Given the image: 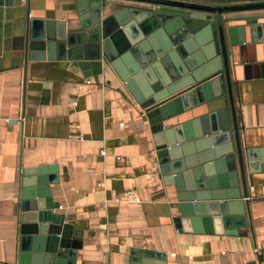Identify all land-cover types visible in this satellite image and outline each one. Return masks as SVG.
<instances>
[{
    "label": "crops",
    "instance_id": "0c3cea01",
    "mask_svg": "<svg viewBox=\"0 0 264 264\" xmlns=\"http://www.w3.org/2000/svg\"><path fill=\"white\" fill-rule=\"evenodd\" d=\"M4 1L0 264H20L19 204L23 187L35 188L38 176L47 185V221L67 222L69 238L80 244L76 264H131L132 248L164 252L165 264H264V60L241 61L233 81L246 224L203 217L176 224L173 195L156 170L147 117L134 98L122 95L124 81L108 67L99 73L95 64L81 67L56 46L25 53L15 35L24 31L25 0ZM85 4L33 0L31 8L42 16L52 10L56 23L78 37L86 32L82 21L90 17L81 9Z\"/></svg>",
    "mask_w": 264,
    "mask_h": 264
},
{
    "label": "water",
    "instance_id": "95a60500",
    "mask_svg": "<svg viewBox=\"0 0 264 264\" xmlns=\"http://www.w3.org/2000/svg\"><path fill=\"white\" fill-rule=\"evenodd\" d=\"M83 1L90 17L82 21L84 35L75 37L56 23L52 10L37 15L33 0H25L18 48L31 53L56 46L81 67L95 64L98 73L108 67L124 81L122 95L134 98L147 117L176 224L203 217L245 225L233 81L241 61L264 60V11L225 12L262 9L264 0ZM235 19L246 23L230 24ZM35 185L23 187L19 204V263L76 264L80 244L69 238L67 222L47 221L42 176ZM132 250L131 264H165L164 252Z\"/></svg>",
    "mask_w": 264,
    "mask_h": 264
},
{
    "label": "built area",
    "instance_id": "2783aa9c",
    "mask_svg": "<svg viewBox=\"0 0 264 264\" xmlns=\"http://www.w3.org/2000/svg\"><path fill=\"white\" fill-rule=\"evenodd\" d=\"M80 137H83V135H82V134H80ZM100 152H104V149H103V148H101V149H100ZM117 158H121V156H120V155H117Z\"/></svg>",
    "mask_w": 264,
    "mask_h": 264
}]
</instances>
